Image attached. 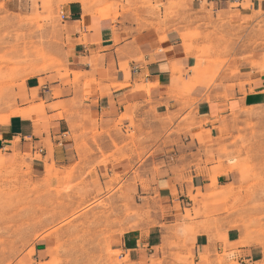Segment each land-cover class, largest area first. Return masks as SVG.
I'll use <instances>...</instances> for the list:
<instances>
[{
    "label": "rangeland",
    "instance_id": "obj_1",
    "mask_svg": "<svg viewBox=\"0 0 264 264\" xmlns=\"http://www.w3.org/2000/svg\"><path fill=\"white\" fill-rule=\"evenodd\" d=\"M70 1L18 0L12 8L0 0V124L18 108L29 76L65 66L61 9ZM81 1L90 12L100 15L103 10L114 18L122 10L139 19V7L160 15L163 5L162 0ZM201 23L200 29L183 34L188 50H195L199 63L210 71L208 85L253 90L243 79L264 74V11L241 21L212 16ZM219 123L214 141L206 143L201 137L197 160V168H207L211 182L213 174L220 178V186L214 185L210 194L216 195L210 204H218V212L204 210V216L219 220L218 213H223L222 225L237 228L244 244L264 247V105L243 106ZM115 128L130 140L114 141L116 150L111 152L95 141L96 156L91 144L79 141L78 160L64 169L58 183L52 174L41 177L32 171L30 154L12 157L0 150V264H28L36 243L46 239L49 264H131L114 249L113 239L130 230L144 232L164 216L167 192L161 182L168 177L162 169L168 160L158 128L152 138L149 129L148 137L144 128L124 132L120 121ZM93 131L96 135L105 129ZM181 177L189 180L191 174ZM201 213L194 208L179 214L175 226L180 241L172 245L181 252L174 254V262L195 264L194 254L186 251L187 236L194 229L185 222ZM232 254L217 253L211 264H238Z\"/></svg>",
    "mask_w": 264,
    "mask_h": 264
},
{
    "label": "crops",
    "instance_id": "obj_2",
    "mask_svg": "<svg viewBox=\"0 0 264 264\" xmlns=\"http://www.w3.org/2000/svg\"><path fill=\"white\" fill-rule=\"evenodd\" d=\"M17 1L7 0L12 8ZM162 3L161 14L155 16L150 15L152 8L139 7V19L122 10L116 18L103 10L100 15L92 13L81 0L64 4L65 66L27 78L18 108L0 124V150L12 157L30 154L32 171L41 177L52 174L58 183L64 169L78 160L79 141L91 144L96 156L95 141L111 152L116 150L114 141L130 140L115 128L119 121L124 132L144 128L148 137L149 129L151 138L158 128L168 160L162 168L168 176L161 182L167 192L164 216L144 232L130 230L115 237L114 249L128 256L131 264H179L173 260L181 252L172 245L180 241L175 224L179 214L200 208L198 217L185 222L194 229L187 236L186 251L194 254L195 264H211L223 251L233 252L238 264H264V247L244 244L237 228L222 225L223 213H218L219 220L204 216V210L218 212L219 205L210 204L216 195L210 194L220 178L213 174L211 182L207 168H197L201 137L206 143L214 141L220 118L243 106L264 105V74L245 76L248 89L254 87L245 93L240 85L233 90L209 86L210 71L199 63L195 50H188L183 34L200 29L202 20L212 16L241 21L264 11V0ZM95 127L99 132L105 129L104 133L95 135ZM168 130L173 132L166 135ZM164 142L169 146L164 147ZM189 174V180L181 177ZM49 255L48 240H40L28 264L48 263Z\"/></svg>",
    "mask_w": 264,
    "mask_h": 264
}]
</instances>
